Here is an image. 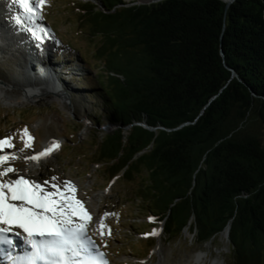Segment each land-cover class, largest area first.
<instances>
[{"label":"trees","instance_id":"16d2710c","mask_svg":"<svg viewBox=\"0 0 264 264\" xmlns=\"http://www.w3.org/2000/svg\"><path fill=\"white\" fill-rule=\"evenodd\" d=\"M77 11L100 42L96 124L113 129L96 163L110 181H139L128 202L168 242L188 229L205 245L229 227L231 264H264V0H87Z\"/></svg>","mask_w":264,"mask_h":264},{"label":"rangeland","instance_id":"374dc122","mask_svg":"<svg viewBox=\"0 0 264 264\" xmlns=\"http://www.w3.org/2000/svg\"><path fill=\"white\" fill-rule=\"evenodd\" d=\"M86 1L46 0L40 10L42 18L33 20L27 16L26 21L32 22V27L41 25L40 31L47 30L41 33L43 39L38 40L40 54L46 51L42 44L52 41L44 63L55 70L57 81L38 80L52 88L47 90V96L41 93L33 99L26 96L30 87H22L28 85L21 83L22 55L8 51V55L0 57V87L12 93L11 99L17 98L16 102H9L0 97V138H12L14 147L9 149L10 154L17 156L12 165L19 175L41 184L46 180L51 182L52 177L57 178L54 181L57 184L71 181L78 198L93 215L91 234L108 252L113 264H231L228 236L222 234L208 244L198 245L187 229L178 239L168 242L163 223L152 224L149 217L140 215L139 202H128L139 181L134 184L119 178L110 181L104 168L96 163L95 146L103 130L111 126L96 124L102 112L95 81L103 70L98 61L100 42L92 41L87 36L86 25L78 21L79 2ZM24 129L34 137L31 149L24 147L27 139L21 138ZM55 141L60 146L51 156L36 164L24 159ZM106 213L112 214L105 219L111 235L101 238L96 229ZM153 230L159 235H146ZM153 243L155 246L150 249Z\"/></svg>","mask_w":264,"mask_h":264},{"label":"snow or ice","instance_id":"6c2138e0","mask_svg":"<svg viewBox=\"0 0 264 264\" xmlns=\"http://www.w3.org/2000/svg\"><path fill=\"white\" fill-rule=\"evenodd\" d=\"M12 3L19 5L26 16L35 20L42 18L40 10L46 5V0H36V7H33L32 0H12ZM15 20L24 26L20 16ZM26 30L37 40L43 39L34 29ZM46 31L41 29V33ZM25 137L24 147L31 149L34 137L27 129L21 133V138ZM59 146L58 141L52 142L50 147L24 159L37 161L46 158ZM12 147L11 137L0 139V150ZM15 159L14 153L0 154V250L6 246L5 254L12 264H109L106 254L99 250L88 234L93 217L84 202L77 198L76 186L71 181L59 185L54 182L56 177L43 184L25 178L11 166ZM49 184L50 189L45 187ZM108 215L112 214L106 213L96 229L101 238L111 235V229L105 223ZM13 235L22 236L26 245L24 255L13 256L12 250L16 248ZM146 235L156 236L159 232L153 230Z\"/></svg>","mask_w":264,"mask_h":264},{"label":"bare ground","instance_id":"6f19581e","mask_svg":"<svg viewBox=\"0 0 264 264\" xmlns=\"http://www.w3.org/2000/svg\"><path fill=\"white\" fill-rule=\"evenodd\" d=\"M32 4H34L32 2ZM20 16L24 21V26L18 25L16 23L15 17ZM27 16L25 15L22 8L17 4H13L12 0H0V57L2 55H8V51L11 53L16 52L19 55H22V65L21 68L23 70L24 75H21V83L28 84L23 85V88L30 87L29 94L26 96H30V98H37L38 95L44 94L47 96L49 92L47 90H51L52 88L46 84H42L40 79L43 80H53L55 83L57 81V73L51 67H48L44 62L47 59L48 52L51 50L52 41H45L43 45L46 50L43 54H40V41H38L35 37L31 35V32L26 29H34L37 32V35H41V31L38 29L37 25L34 24L32 27L30 24L32 22H27ZM44 25V24H43ZM42 27V26H41ZM30 42V45L28 43ZM48 45H46V43ZM41 45V46H42ZM46 45V48H45ZM39 57V58H37ZM34 65L36 68H33ZM22 73V74H23ZM31 79H35V83L31 84ZM56 80V81H55ZM10 85V84H9ZM8 86V85H6ZM34 88L38 90L33 91ZM42 88V89H41ZM0 87V97L2 96L4 100L16 102L15 98L11 99L12 93H8L7 91ZM33 92V93H32ZM8 93V94H7ZM56 93V92H55ZM52 142L46 144L45 149L51 146ZM55 151V150H54ZM53 151V152H54ZM52 155V154H51ZM49 155V156H51ZM47 156V157H49ZM31 161V164H36L38 161ZM22 239V237H21Z\"/></svg>","mask_w":264,"mask_h":264},{"label":"water","instance_id":"95a60500","mask_svg":"<svg viewBox=\"0 0 264 264\" xmlns=\"http://www.w3.org/2000/svg\"><path fill=\"white\" fill-rule=\"evenodd\" d=\"M224 2L227 3V7L230 6L235 0H223ZM235 76V75H234ZM113 129L112 128H106L105 129V132L106 133H109L110 131H112ZM229 227L227 228V230L223 233L225 234V236H229Z\"/></svg>","mask_w":264,"mask_h":264}]
</instances>
